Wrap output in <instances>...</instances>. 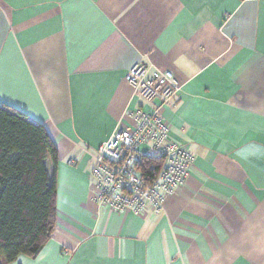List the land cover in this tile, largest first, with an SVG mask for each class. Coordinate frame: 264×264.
Returning a JSON list of instances; mask_svg holds the SVG:
<instances>
[{
	"label": "crops",
	"instance_id": "obj_1",
	"mask_svg": "<svg viewBox=\"0 0 264 264\" xmlns=\"http://www.w3.org/2000/svg\"><path fill=\"white\" fill-rule=\"evenodd\" d=\"M136 63L173 74L160 114L194 158L160 215L99 206L89 176L157 107ZM0 102L57 150L52 237L11 264H264V0H0Z\"/></svg>",
	"mask_w": 264,
	"mask_h": 264
},
{
	"label": "built area",
	"instance_id": "obj_2",
	"mask_svg": "<svg viewBox=\"0 0 264 264\" xmlns=\"http://www.w3.org/2000/svg\"><path fill=\"white\" fill-rule=\"evenodd\" d=\"M125 82L134 95L158 104L150 113L138 114L133 130L118 129L97 147L89 173L93 199L114 213L160 215L166 197L185 183L194 162L187 148L170 139L169 126L160 114L179 91V85L170 71L151 70L144 63L132 65ZM140 156L163 159L152 182L144 181L136 169Z\"/></svg>",
	"mask_w": 264,
	"mask_h": 264
},
{
	"label": "trees",
	"instance_id": "obj_3",
	"mask_svg": "<svg viewBox=\"0 0 264 264\" xmlns=\"http://www.w3.org/2000/svg\"><path fill=\"white\" fill-rule=\"evenodd\" d=\"M56 163L57 150L44 126L0 102V264L32 258L51 239L57 215ZM162 166L157 156L136 161L146 182L155 180Z\"/></svg>",
	"mask_w": 264,
	"mask_h": 264
}]
</instances>
